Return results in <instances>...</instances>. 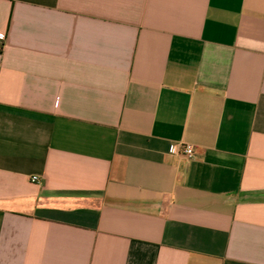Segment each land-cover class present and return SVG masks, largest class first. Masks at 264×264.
Masks as SVG:
<instances>
[{
    "label": "crops",
    "instance_id": "crops-1",
    "mask_svg": "<svg viewBox=\"0 0 264 264\" xmlns=\"http://www.w3.org/2000/svg\"><path fill=\"white\" fill-rule=\"evenodd\" d=\"M0 34V264H264V0H0Z\"/></svg>",
    "mask_w": 264,
    "mask_h": 264
},
{
    "label": "built area",
    "instance_id": "built-area-1",
    "mask_svg": "<svg viewBox=\"0 0 264 264\" xmlns=\"http://www.w3.org/2000/svg\"><path fill=\"white\" fill-rule=\"evenodd\" d=\"M4 39H5L4 34H0V40H4ZM170 153L173 154V155H182V156L186 157L189 160H192L195 157V154H196L195 148L191 144L182 145L180 148L174 146V147L171 148ZM31 181L33 183H36V182H38V178L37 177H33L31 179Z\"/></svg>",
    "mask_w": 264,
    "mask_h": 264
}]
</instances>
